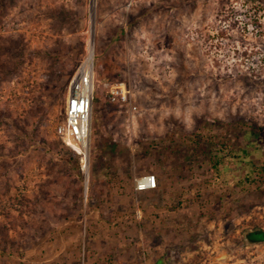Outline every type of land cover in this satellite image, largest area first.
Returning <instances> with one entry per match:
<instances>
[{
  "label": "rangeland",
  "instance_id": "obj_1",
  "mask_svg": "<svg viewBox=\"0 0 264 264\" xmlns=\"http://www.w3.org/2000/svg\"><path fill=\"white\" fill-rule=\"evenodd\" d=\"M90 6L0 0V264H264V0H96L83 169L57 128Z\"/></svg>",
  "mask_w": 264,
  "mask_h": 264
},
{
  "label": "built area",
  "instance_id": "obj_2",
  "mask_svg": "<svg viewBox=\"0 0 264 264\" xmlns=\"http://www.w3.org/2000/svg\"><path fill=\"white\" fill-rule=\"evenodd\" d=\"M87 58V56H86ZM86 58L78 68L67 89L64 108V123L57 128L59 137L71 145L81 149L83 156L82 168H85V153L87 142L92 132V114L96 89L94 58L90 65ZM108 101L119 106H129L136 110L131 102V91L124 83H102ZM72 147V146H71ZM78 154V153H77ZM158 181L155 175H146L136 180V191H148L157 188Z\"/></svg>",
  "mask_w": 264,
  "mask_h": 264
},
{
  "label": "bare ground",
  "instance_id": "obj_3",
  "mask_svg": "<svg viewBox=\"0 0 264 264\" xmlns=\"http://www.w3.org/2000/svg\"><path fill=\"white\" fill-rule=\"evenodd\" d=\"M95 5H96V0H91V6H90V23H89V29H88V33H89V50L87 53V58H86V64L90 65L93 61L94 55H93V50H94V33H95ZM89 144V140L87 142V147ZM68 146L71 147L75 152H77L78 154H82L81 149L76 146V145H71L68 143ZM87 155V151L85 153V158ZM88 168V167H87Z\"/></svg>",
  "mask_w": 264,
  "mask_h": 264
},
{
  "label": "flooded vegetation",
  "instance_id": "obj_4",
  "mask_svg": "<svg viewBox=\"0 0 264 264\" xmlns=\"http://www.w3.org/2000/svg\"><path fill=\"white\" fill-rule=\"evenodd\" d=\"M246 239L248 243H253L256 240L264 241V232H251L250 234L246 235Z\"/></svg>",
  "mask_w": 264,
  "mask_h": 264
},
{
  "label": "crops",
  "instance_id": "obj_5",
  "mask_svg": "<svg viewBox=\"0 0 264 264\" xmlns=\"http://www.w3.org/2000/svg\"><path fill=\"white\" fill-rule=\"evenodd\" d=\"M157 177V181H158V185H159V183H160V181H161V178H160V176L158 175V176H156Z\"/></svg>",
  "mask_w": 264,
  "mask_h": 264
},
{
  "label": "trees",
  "instance_id": "obj_6",
  "mask_svg": "<svg viewBox=\"0 0 264 264\" xmlns=\"http://www.w3.org/2000/svg\"><path fill=\"white\" fill-rule=\"evenodd\" d=\"M73 150V149H72ZM74 151V150H73ZM75 153V154H74ZM74 157L78 156L77 152L74 151ZM79 168H80V165H79Z\"/></svg>",
  "mask_w": 264,
  "mask_h": 264
}]
</instances>
